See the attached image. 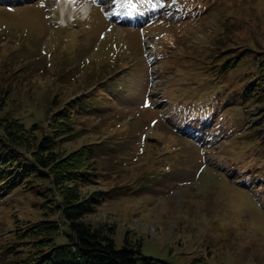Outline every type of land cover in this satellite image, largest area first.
I'll return each instance as SVG.
<instances>
[{"label": "rangeland", "instance_id": "rangeland-1", "mask_svg": "<svg viewBox=\"0 0 264 264\" xmlns=\"http://www.w3.org/2000/svg\"><path fill=\"white\" fill-rule=\"evenodd\" d=\"M91 4L0 0V115L41 133L67 107L70 149L110 148L99 165L112 179L86 190L117 191L85 220L116 226L119 246L264 264V83L248 89L264 77V0H162L120 24ZM37 191L0 189V257L11 229L53 218Z\"/></svg>", "mask_w": 264, "mask_h": 264}, {"label": "trees", "instance_id": "trees-1", "mask_svg": "<svg viewBox=\"0 0 264 264\" xmlns=\"http://www.w3.org/2000/svg\"><path fill=\"white\" fill-rule=\"evenodd\" d=\"M263 83V75L255 78L248 88L253 96ZM3 98L0 113L6 105ZM66 111L64 107L55 112L41 133L38 123L27 127L20 118L0 115V189L37 188L44 214L53 215L11 229L0 264H171L144 254L140 239L134 243L126 235L119 246L116 226L85 220L118 186L86 190L112 179L99 165L100 156L110 148L92 141L70 149L67 143L79 131ZM59 235L65 237L64 243H56Z\"/></svg>", "mask_w": 264, "mask_h": 264}, {"label": "bare ground", "instance_id": "bare-ground-1", "mask_svg": "<svg viewBox=\"0 0 264 264\" xmlns=\"http://www.w3.org/2000/svg\"><path fill=\"white\" fill-rule=\"evenodd\" d=\"M69 0H67L68 2ZM124 4L123 6H119L116 14L119 15L120 19L123 21H128L131 19H135V21L140 20V17L144 16L145 14V8L146 5H142L141 7L135 5L136 2L142 1V0H121ZM132 1L133 4H132ZM151 1V0H150ZM153 5L155 7H157V3H153ZM65 7L62 9L63 13L65 15V11H64ZM86 8H85V12H86ZM128 10H132L131 12H129ZM86 15V13H85Z\"/></svg>", "mask_w": 264, "mask_h": 264}, {"label": "snow or ice", "instance_id": "snow-or-ice-1", "mask_svg": "<svg viewBox=\"0 0 264 264\" xmlns=\"http://www.w3.org/2000/svg\"><path fill=\"white\" fill-rule=\"evenodd\" d=\"M145 106H148V105H147V102H145Z\"/></svg>", "mask_w": 264, "mask_h": 264}]
</instances>
